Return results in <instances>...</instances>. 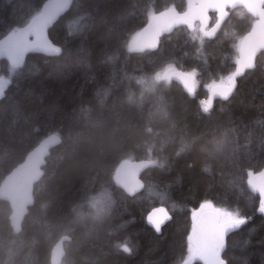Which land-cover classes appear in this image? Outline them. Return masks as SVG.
<instances>
[{"label":"trees","instance_id":"16d2710c","mask_svg":"<svg viewBox=\"0 0 264 264\" xmlns=\"http://www.w3.org/2000/svg\"><path fill=\"white\" fill-rule=\"evenodd\" d=\"M45 1L0 0V39ZM186 6L74 0L49 31L57 54L1 61L9 85L0 99V183L43 137L57 132L62 141L47 156L20 232L0 198V264H51L64 234L71 239L62 264H185L190 210L203 201L249 217L229 235L226 264H264V214L249 183L250 172L264 170V50L228 99L207 104L209 88L233 72L255 17L238 7L212 38L199 23L179 25L156 50L131 49L152 14ZM171 66L195 73L193 97L158 77ZM126 158L153 160L135 195L114 179ZM160 204L172 219L159 234L144 217Z\"/></svg>","mask_w":264,"mask_h":264},{"label":"water","instance_id":"95a60500","mask_svg":"<svg viewBox=\"0 0 264 264\" xmlns=\"http://www.w3.org/2000/svg\"><path fill=\"white\" fill-rule=\"evenodd\" d=\"M73 2L74 0H46L41 11L28 23L10 31L0 39V99L9 85V79L3 75L1 61L5 59L8 63L18 66L25 62L30 51L48 55L57 54L59 45L52 40L49 31L55 22L68 12ZM218 2L222 4V7L216 6L217 0H187L184 10L175 7L162 9L150 16L131 44V49L135 52L156 50L159 47L161 36L171 33L179 25H186L190 30H194L197 22L200 23L201 32L206 37L212 38L229 16L231 9L243 7L252 14L256 20L240 45L239 56L233 71L236 73L234 88L226 96H221L213 92L212 85L209 89L208 107H212L217 99L225 100L232 95L237 87L238 78L248 69L255 67L258 55L264 50V0H218ZM200 8L204 10V18L192 15L195 10ZM213 12L216 13V20L212 24L211 13ZM241 63L244 70L237 72ZM195 77L192 72L180 68L172 70L169 74V78L181 83L191 97L195 95ZM61 141L62 137L57 132L43 137L0 184V198L10 204L12 210L10 221L16 233L21 231L29 207L35 201V184L44 174L47 156L51 149ZM151 164L152 160L147 158L122 160L115 168L114 179L125 192L135 195L144 189L145 182L142 173ZM250 187L259 196L261 205H264V171L257 173L251 180ZM161 206L168 209L166 205L160 204L152 207L148 213ZM70 239L71 237L65 234L57 240L52 249L51 264H62L66 255L65 242ZM223 261L226 264L224 258Z\"/></svg>","mask_w":264,"mask_h":264},{"label":"snow or ice","instance_id":"6c2138e0","mask_svg":"<svg viewBox=\"0 0 264 264\" xmlns=\"http://www.w3.org/2000/svg\"><path fill=\"white\" fill-rule=\"evenodd\" d=\"M11 3V0H8ZM216 6L222 7L217 0ZM206 7V5H205ZM193 16L199 15L204 18L203 8L193 12ZM244 70V66L237 69V72ZM235 75L233 73L212 86L213 92L226 96L234 88ZM264 214V205L257 206L256 212ZM191 228L186 237L187 257L185 264H193L200 260L202 264H225L223 261V249L227 246L229 235L233 230L247 222L249 217L240 216L230 210L219 208L211 201H203L198 208L190 210ZM169 210L161 206L159 209L149 212L145 217V223L154 231H162L171 220Z\"/></svg>","mask_w":264,"mask_h":264},{"label":"rangeland","instance_id":"374dc122","mask_svg":"<svg viewBox=\"0 0 264 264\" xmlns=\"http://www.w3.org/2000/svg\"><path fill=\"white\" fill-rule=\"evenodd\" d=\"M138 34V33H137ZM135 38V37H134ZM242 40L240 41L241 44ZM240 48V47H239ZM176 69L175 66H171V67H167L163 72H161L158 77L159 78H166L169 77V74L172 70ZM193 74H195L194 72H192ZM257 175V173L255 172H250L249 173V182H251V180ZM197 261V260H196ZM200 261V260H199ZM202 263V262H201Z\"/></svg>","mask_w":264,"mask_h":264},{"label":"bare ground","instance_id":"6f19581e","mask_svg":"<svg viewBox=\"0 0 264 264\" xmlns=\"http://www.w3.org/2000/svg\"><path fill=\"white\" fill-rule=\"evenodd\" d=\"M161 37H162V36H161ZM160 39H161V38H160ZM29 151H30V150H29ZM29 151H28V152H29ZM28 152H27V153H28ZM27 153H26V155H27ZM26 155H25V156H26ZM24 158H25V157H24ZM24 158H23V159H24ZM126 159H135V158H126ZM124 160H125V159H124ZM150 160H152V159H150ZM20 162H21V161H20ZM20 162H19V163H20ZM152 162H153V160H152ZM114 172H115V170H114ZM8 173H9V172H8ZM8 173H7V174H8ZM7 174H6V175H7ZM4 178H5V177H4ZM3 180H4V179H3ZM3 180H2V181H3ZM0 184H1V183H0ZM64 235H65V234H64ZM67 235H68V234H67ZM60 237H61V236H60ZM68 241H69V240H68ZM65 243H66V242H65ZM54 245H55V244H54ZM53 247H54V246H53ZM52 249H53V248H52ZM65 249H66V248H65ZM51 256H52V251H51ZM62 262H63V261H62Z\"/></svg>","mask_w":264,"mask_h":264},{"label":"flooded vegetation","instance_id":"af4514ba","mask_svg":"<svg viewBox=\"0 0 264 264\" xmlns=\"http://www.w3.org/2000/svg\"><path fill=\"white\" fill-rule=\"evenodd\" d=\"M215 16H216V14H215ZM215 20H216V17H215V19H213V22H215Z\"/></svg>","mask_w":264,"mask_h":264}]
</instances>
